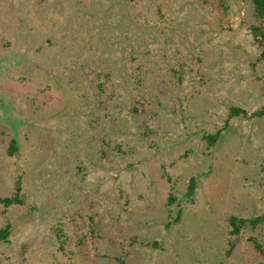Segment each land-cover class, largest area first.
I'll use <instances>...</instances> for the list:
<instances>
[{
    "label": "rangeland",
    "instance_id": "obj_1",
    "mask_svg": "<svg viewBox=\"0 0 264 264\" xmlns=\"http://www.w3.org/2000/svg\"><path fill=\"white\" fill-rule=\"evenodd\" d=\"M260 32L251 0H0V264H264L229 224L264 214Z\"/></svg>",
    "mask_w": 264,
    "mask_h": 264
},
{
    "label": "trees",
    "instance_id": "obj_2",
    "mask_svg": "<svg viewBox=\"0 0 264 264\" xmlns=\"http://www.w3.org/2000/svg\"><path fill=\"white\" fill-rule=\"evenodd\" d=\"M255 13L257 15V17L259 18H263L264 17V0H251ZM253 29L258 30V28L256 26L253 27ZM261 33V32H260ZM260 35L263 36L264 38V33H261ZM255 39L258 38V34L255 33L254 34ZM264 54V53H262ZM242 113L245 112L244 110H242L241 108L238 107H233L231 110V114H236V113ZM264 112V105L262 106L261 110L259 111ZM218 133H215L213 135H209L206 138H208L209 140L213 141L215 139V137L217 136ZM205 138V137H204ZM15 141L12 139L11 143H10V147H9V152L13 153V146H14ZM19 185L16 186V193H18L19 191ZM169 201H172V197L170 195V199ZM0 202H2L4 205L8 206L10 204L13 203H21L20 199L18 198L17 195L13 196V197H5V198H0ZM264 219V214H262L261 216H256L252 219H247V218H238V217H230V226H232L231 232L232 233H238L239 229L242 227V225L246 224V223H250L252 226H255L257 223H259L260 221H262ZM6 234V233H5ZM252 239V238H251ZM256 242V241H254ZM231 248L233 247V242L231 241L230 243ZM256 246L260 249L261 246L260 244L256 243ZM229 249L226 251V253H229ZM120 264H123V261H120Z\"/></svg>",
    "mask_w": 264,
    "mask_h": 264
},
{
    "label": "water",
    "instance_id": "obj_3",
    "mask_svg": "<svg viewBox=\"0 0 264 264\" xmlns=\"http://www.w3.org/2000/svg\"><path fill=\"white\" fill-rule=\"evenodd\" d=\"M10 65L11 64L2 63L0 66V72L2 70H5L6 68H8ZM2 97L3 96L0 94V120H2L3 117L5 116V118H4L5 121L11 123L10 116L8 115V110L2 109V105H3ZM195 188H196V185H195L194 177H191L187 183L185 193L183 194V199H188L190 196H192L194 194Z\"/></svg>",
    "mask_w": 264,
    "mask_h": 264
}]
</instances>
